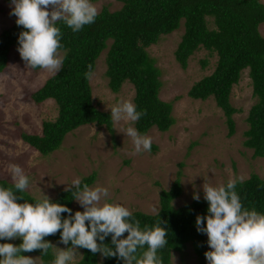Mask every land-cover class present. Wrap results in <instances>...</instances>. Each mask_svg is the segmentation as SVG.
I'll return each mask as SVG.
<instances>
[{"label":"trees","instance_id":"obj_1","mask_svg":"<svg viewBox=\"0 0 264 264\" xmlns=\"http://www.w3.org/2000/svg\"><path fill=\"white\" fill-rule=\"evenodd\" d=\"M116 1L120 4L119 9L110 12L105 7L101 8L95 21L78 32H73L64 21L57 22L56 26L61 30L62 48L58 51L64 56L63 67L30 95L34 104L51 100L56 107V117L53 121L41 123L40 135L21 133L22 142L41 157H46L60 147L67 134L81 126L104 127L112 134L110 115L99 112L92 105L89 78L85 76L89 65L93 72L95 61L104 50L108 90L117 93L121 85L128 82L133 88L132 102L136 110L146 112L133 126L142 135L151 128L166 132L174 124L170 116L172 103L158 98L160 73L146 50L156 44L161 36L177 30L182 22V34L173 52L179 68L185 70L189 57L200 48L215 56L212 72L193 83L186 96L200 101L212 98L222 112L226 137L230 138L234 134L232 116L237 113L229 102L230 92L239 81L241 72L247 70L251 96L255 102L246 114L247 129L242 134V146L252 151L253 158H264V38L258 32L259 26L264 25V3L259 0ZM25 30L15 22L0 32V73L7 65L10 49H18V36ZM30 69L33 72L40 70ZM179 178L180 174L167 190L159 192V217L137 211L132 215L140 221L141 228L145 225L154 227L159 218L167 221V225L162 226L168 229V243L158 252L163 264H170L171 254L181 253L186 245L190 246L197 264H207L204 253L209 250L204 234L196 229L195 220L197 215L208 214V202L201 199L174 208L172 202L181 193ZM94 179V173L81 178V187L84 184L90 186ZM0 187L12 188L18 196L23 197L19 201L21 203L35 204L41 200L25 191L15 190L14 184L3 180H0ZM235 191L245 209H255L264 214V180L251 174L237 183ZM51 201L67 206L73 213L78 211L72 207L74 199L71 191H61ZM61 215L67 217L68 213ZM45 239L50 243L58 242L60 233ZM21 242L18 238L14 245ZM104 243L114 247L111 245V235L105 238ZM68 246L64 245V248ZM79 250L83 258L80 257L75 264H123L116 257H102L84 248ZM146 250L147 245L138 250L137 256L140 257ZM22 254L36 255L40 264H50L55 259L51 249L46 255L41 254L40 250Z\"/></svg>","mask_w":264,"mask_h":264},{"label":"rangeland","instance_id":"obj_2","mask_svg":"<svg viewBox=\"0 0 264 264\" xmlns=\"http://www.w3.org/2000/svg\"><path fill=\"white\" fill-rule=\"evenodd\" d=\"M259 1L264 3V0ZM91 3L99 11L105 7L112 12L120 7L116 0H91ZM11 12V0H0V32L16 22ZM258 32L264 38L263 24ZM181 34L182 22L177 30L161 36L146 50L160 73L158 98L172 103L170 116L174 124L164 133L149 129L145 135L152 138L154 149L139 154L135 153L131 138L123 134L129 123H114L111 118L110 109L115 104L132 101L133 88L124 82L117 93L108 90L105 50L95 61L89 86L92 105L110 115L112 134L104 127L81 126L67 134L60 147L46 157L23 143L21 133L40 135L41 123L56 117V107L51 100L34 104L30 99L31 93L52 75L42 69L33 72L20 58L18 50L10 49L7 65L0 73V180L14 184L9 166L19 165L29 179V188L24 191L36 199H42L44 194L51 200L70 186L74 178L94 173V182L89 187L107 188V202L147 215L155 214L153 208L158 209L159 192L167 190L178 174L181 193L172 202L174 208L196 201L192 198L194 191L200 195V200L204 199V183L226 184L233 176L246 180L251 174L264 180V158H253L252 151L242 146V134L247 129L246 114L255 102L247 70L241 72L230 92L229 102L237 113L232 116L234 134L227 138L222 112L212 98L200 101L186 96L193 83L212 72L215 56L200 48L189 57L186 69L181 70L173 57ZM72 207L83 211L75 200ZM204 238L210 251L206 234ZM17 240H0V243L15 244ZM52 244L64 248L60 241ZM51 252L56 255V249L52 248ZM79 258L77 255L70 264H75ZM36 264H40L38 257ZM170 264H197V260L186 245L181 253L171 254Z\"/></svg>","mask_w":264,"mask_h":264},{"label":"clouds","instance_id":"obj_3","mask_svg":"<svg viewBox=\"0 0 264 264\" xmlns=\"http://www.w3.org/2000/svg\"><path fill=\"white\" fill-rule=\"evenodd\" d=\"M16 24L22 26L18 36V52L25 65L46 70L57 75L63 67L64 56L58 49L61 30L58 21H64L73 32L93 23L99 14L91 0H11ZM91 65L85 73L91 78ZM114 123L125 121L129 126L123 134L131 138L136 154L150 151L152 138L140 134L132 126L146 112H138L130 100H122L111 109ZM103 138V137H102ZM15 190L23 192L29 188V179L16 164L9 166ZM243 177L233 176L226 184H203V198L208 202L207 215H197L195 224L198 232L207 235L210 251L204 253L207 264H264V214L255 209H245L235 191ZM73 188L75 191H72ZM66 192L83 211L72 212L67 206L52 202L43 194L35 203L19 202L23 199L12 188L0 187V240L21 239L19 245L0 243V264H36V258L23 255L40 250L47 254L56 249L53 264H70L79 255V248L99 253L102 257H116L123 264H163L158 255L168 243L167 221L159 218L154 227L140 226L132 212L118 204L107 202L109 190L87 184L81 187V178H74ZM192 198L200 200L194 191ZM159 217L160 210L153 208ZM62 213H68L62 217ZM60 233V243L68 246L56 247L45 237ZM127 233L125 236L124 234ZM111 235V245L104 243ZM99 241V242H98ZM147 245L140 257L138 250ZM175 260V257H174Z\"/></svg>","mask_w":264,"mask_h":264}]
</instances>
